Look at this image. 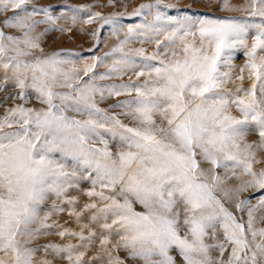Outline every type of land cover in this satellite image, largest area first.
Returning <instances> with one entry per match:
<instances>
[{"label": "snow or ice", "instance_id": "6c2138e0", "mask_svg": "<svg viewBox=\"0 0 264 264\" xmlns=\"http://www.w3.org/2000/svg\"><path fill=\"white\" fill-rule=\"evenodd\" d=\"M209 2L0 0V264H264V0Z\"/></svg>", "mask_w": 264, "mask_h": 264}, {"label": "rangeland", "instance_id": "374dc122", "mask_svg": "<svg viewBox=\"0 0 264 264\" xmlns=\"http://www.w3.org/2000/svg\"><path fill=\"white\" fill-rule=\"evenodd\" d=\"M34 2L38 3L41 6H47V5H53V6H60L64 4L68 5H74V6H79V5H84V4H91L95 5L93 7V11H100L103 14H108L113 11H119L123 10L124 4L127 3L128 6V11L131 12L134 8L139 6L141 3H147L151 2V0H119L120 6L119 8L112 7L108 5V0H34ZM164 3H173L177 4L180 9H185L188 5H191L194 9L199 10V14H208V13H213L216 16H223V15H240L239 12H229L225 13L222 11H217L216 10V5L210 4L209 0H200L199 3L193 4L192 0H163ZM246 2V0H231V3L233 5L239 6L243 5ZM62 9L60 7H56L54 14H59V12ZM169 14L171 15H177L179 12H177L175 9L169 10ZM8 15H11L9 12ZM3 17H0L2 19ZM127 22H132V21H125ZM61 25L64 27H71L73 28L72 32H59V31H54L50 33L47 37H45V43H44V48L46 52H52V51H59L61 49L64 50H69V51H75V52H80L84 57H89L92 55V53L86 51V49L90 48L92 46V40L90 39L89 36L86 34H83L79 31L80 25L73 26L71 24V21H64L61 20L59 22ZM43 27H46L44 25L41 26V29ZM87 27V26H85ZM95 27V26H93ZM104 37H107V30L104 31ZM114 41H109V44L113 43ZM139 46V45H135ZM146 47H149V50H151V46L146 45ZM108 49L105 48L103 45H101L100 49L96 52L97 55L102 54V52L107 51ZM235 63L237 66H240L244 63V57L243 55H238L237 59L235 60ZM100 71H103V69H100ZM245 86H247V81L245 82ZM15 91L13 88H9L8 91L6 92H0V102L4 101V98L8 96L11 92ZM112 101H109L107 103H111ZM22 103V101L17 100V99H9L7 102L4 104L3 108H0V113H3L4 108L10 107L14 104H19ZM107 103L102 104V107H107ZM29 107L36 106L38 107V103L35 99H31L28 103ZM238 115V113H236ZM258 137L253 134L248 137L249 140H255ZM261 156H264V153L261 154ZM82 188H88L89 184L85 183L81 185ZM86 199L82 197V201ZM61 223H63L64 220L67 219V215H63L61 218ZM69 227H73L74 225L69 224ZM53 241V242H59L60 238L58 236H51L47 238H42L40 242H47V241ZM75 242V241H73ZM41 255L38 253V256Z\"/></svg>", "mask_w": 264, "mask_h": 264}]
</instances>
